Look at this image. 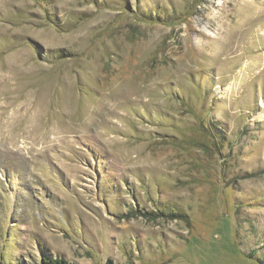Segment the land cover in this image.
Segmentation results:
<instances>
[{
	"label": "rangeland",
	"instance_id": "obj_1",
	"mask_svg": "<svg viewBox=\"0 0 264 264\" xmlns=\"http://www.w3.org/2000/svg\"><path fill=\"white\" fill-rule=\"evenodd\" d=\"M42 254L264 264V0H0V264Z\"/></svg>",
	"mask_w": 264,
	"mask_h": 264
},
{
	"label": "trees",
	"instance_id": "obj_2",
	"mask_svg": "<svg viewBox=\"0 0 264 264\" xmlns=\"http://www.w3.org/2000/svg\"><path fill=\"white\" fill-rule=\"evenodd\" d=\"M16 264H73V263L68 262L66 259H64L61 256H52L48 254H42L39 257V260L36 262H18Z\"/></svg>",
	"mask_w": 264,
	"mask_h": 264
}]
</instances>
